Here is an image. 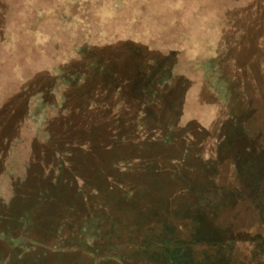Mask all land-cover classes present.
<instances>
[{
  "label": "rangeland",
  "instance_id": "rangeland-1",
  "mask_svg": "<svg viewBox=\"0 0 264 264\" xmlns=\"http://www.w3.org/2000/svg\"><path fill=\"white\" fill-rule=\"evenodd\" d=\"M236 26L241 34L254 27L251 42L240 39ZM231 34H236V44L227 43L231 72L259 88L253 96L264 112V0H0V264H157L101 247L83 234L61 233L62 209L76 211L93 199L92 212L105 201V195H95L102 185L112 193L146 188V198L156 188L153 179H159L157 199L166 200L177 187L169 178L178 174L182 183L200 186L212 177L221 187L246 194L236 156L253 150V143L242 139L234 150L226 149L227 108L198 70L218 49L225 52ZM126 41L141 46L146 71L175 55L176 105L150 108L158 123L145 122L109 85L103 92L101 80L116 75L92 74L78 86L60 85L51 76L55 67L77 63L76 47L88 44L115 48L113 70L121 81L131 78L122 57ZM240 43L243 48L237 49ZM38 96L54 105L43 127L46 139L31 117V100ZM150 163L158 166L157 175L144 169ZM255 163L264 178V158ZM183 203L171 208L179 210ZM248 204L243 198L231 201L223 223L264 232ZM233 214L236 222L226 218ZM54 224H61L59 233Z\"/></svg>",
  "mask_w": 264,
  "mask_h": 264
},
{
  "label": "trees",
  "instance_id": "trees-1",
  "mask_svg": "<svg viewBox=\"0 0 264 264\" xmlns=\"http://www.w3.org/2000/svg\"><path fill=\"white\" fill-rule=\"evenodd\" d=\"M235 28L242 41L251 42L254 27L249 33L242 29V34L241 28L239 31L237 26ZM235 37L236 34L226 36L227 42L223 48H228L225 47V52L218 49L214 57L198 64V70L204 84L212 91L217 101L227 108L229 124L222 128L223 135L228 140L226 149L234 150L236 143L242 139L253 143V150L247 148L245 152L249 158H245V153L236 156V171L239 175L237 177L246 189V194L239 195L229 188L221 187V182L212 177L204 180L200 186L191 181L182 183L185 178L178 174L169 178L174 180L177 187L174 193L167 194L166 200L157 199L160 194L159 179H153L159 190L152 188L155 190L151 189L153 193L146 198L143 197L146 188L112 193L102 189V185L96 188L95 195H105V201L92 212L89 205L93 203V199L81 202L76 211L62 209L58 218L65 219L63 223H66H62L61 233L69 235L70 238L83 234L90 241L100 242L101 247L151 260L157 264H264V232L257 228L253 233H249L240 227L230 228L222 221L230 202L243 198L249 203L248 211L257 219L259 227L264 228V178L255 168V159L264 158V112L260 109L263 106L258 105L253 96L259 88L236 79L231 72L233 54L232 47L227 43L235 45ZM241 46V43L237 45V49H242ZM110 47L109 52L98 46L82 44L76 47L77 63L55 67L51 76L57 77L60 85L78 86L92 74L100 75L99 77L116 75L113 81L101 80V85H104L103 92H108L110 88L115 96L124 98L145 122H157L158 117L149 112L150 108L176 105L174 92L179 89L180 80L176 73L175 55L169 54L146 71L140 62L141 46L126 41L122 45V57L129 63L126 70L131 78H123L121 81L118 78L120 72L113 70L114 64L111 62L115 48ZM31 101L35 104L31 117L34 118L40 136L46 139L43 127L48 121V110H52L54 105L45 102L41 96L32 98ZM200 166L202 171L207 168L206 165ZM114 167H118V171L123 169L120 162L115 163ZM144 169L151 175L158 174V166L154 163ZM179 188L182 190L175 194ZM111 197L112 202H108ZM171 198L173 203L170 204ZM181 200H184L183 205L179 206V210H173L171 207ZM146 204L151 205L150 212L142 210ZM195 207L196 210H192ZM29 213H26L27 218H30ZM226 218L236 222L238 216L233 214ZM59 226L53 225L56 230ZM59 231L60 229L57 230L58 233ZM221 237L223 240H218Z\"/></svg>",
  "mask_w": 264,
  "mask_h": 264
}]
</instances>
